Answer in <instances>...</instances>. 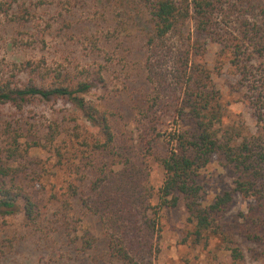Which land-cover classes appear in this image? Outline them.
Returning <instances> with one entry per match:
<instances>
[{
  "label": "rangeland",
  "instance_id": "374dc122",
  "mask_svg": "<svg viewBox=\"0 0 264 264\" xmlns=\"http://www.w3.org/2000/svg\"><path fill=\"white\" fill-rule=\"evenodd\" d=\"M226 8L229 9L220 29L230 40L243 43L245 26L264 29V0H228ZM150 32L149 15L142 0H0V67L6 70L5 76H11L16 73L15 66L44 60L53 74L83 78L87 73H100L104 86L94 89L87 99L104 106L119 143L134 145L140 130L134 107L143 93L149 91L146 79L151 74L150 66L159 65L164 71L168 65L167 60L157 63L155 51L147 44ZM184 32L193 40V20L186 24ZM199 39L205 48L204 63L226 108L224 124L240 117L254 132L256 119L250 102L258 93H264V51L261 55L250 53L245 38L239 61L247 73L243 77L232 62L234 57L229 49H222L206 37ZM173 43L180 45L178 40ZM28 79L27 75H21L15 80L25 83ZM168 96V91L162 93L164 99L155 107L160 134L175 128L173 101ZM52 123L67 131L64 142L68 147L63 152L68 165H80L88 178L94 170L119 169L112 153L90 150L94 130L81 114H74L60 101L28 106L20 111L10 106L0 107V150L3 151L0 158L5 159L4 151L15 134L21 136L16 138L21 148H28L38 142ZM163 142L164 135L155 144L158 152L162 151ZM24 157L18 158L15 166L24 167L28 181L35 173L33 180L48 190L69 179L71 170H64L66 166L62 172L54 169L57 159L50 153L31 148ZM146 160L154 196L152 205L157 206L163 170L149 162L151 159ZM234 180L233 170L214 156L198 177L206 192L203 205L231 190ZM251 206L250 200L235 194L218 223V233L205 234L202 239L194 235L182 203L175 208H158L156 218L150 215L155 219L150 243L157 248L152 264H232L229 258L232 247L243 254L239 264H264V225L252 224L247 217ZM40 212L38 227L29 225L22 214L0 217V264H120L108 253L99 220L88 214L77 199L67 220L56 204L43 202ZM261 215L264 218V213ZM81 230H87L95 240L88 251H82L75 243Z\"/></svg>",
  "mask_w": 264,
  "mask_h": 264
},
{
  "label": "trees",
  "instance_id": "16d2710c",
  "mask_svg": "<svg viewBox=\"0 0 264 264\" xmlns=\"http://www.w3.org/2000/svg\"><path fill=\"white\" fill-rule=\"evenodd\" d=\"M142 1L151 24L147 44L155 51L157 63L167 60L168 65L164 71L159 65L150 66L151 74L146 79L149 91L143 93L134 107L140 126L134 145L119 143L104 106L87 99L94 89L104 86L100 73H87L83 78L53 74L44 60L15 66L16 73L11 76H5L6 70L0 67V107L10 106L20 111L36 104L63 102L74 114H81L94 130L95 139L90 150L98 154L112 153L119 164L117 170H94L91 178L86 177L80 165H68L63 152V148L68 147L64 142L67 131L57 123L47 126L38 142L28 148H21L16 139L21 136L15 134L4 151L5 159L0 158V217L22 214L29 225L38 227L43 202L56 204L67 220L77 199L88 214L99 220L108 253L120 264H152L157 248L150 243L155 227V219L150 215L156 218L158 208H175L182 203L194 235L202 239L205 234L218 233L225 208L238 194L252 204L247 214L252 224L264 225L261 215L264 213V93H258L250 102L256 119L254 132L240 117L224 124L226 108L204 63L205 48L199 39L206 37L222 49H229L239 74L246 77L245 68L239 65L244 40L246 38L251 48L250 53L261 55L264 29L245 26L243 43L225 37L220 25L227 16L228 0ZM190 20L194 22L193 40L184 32ZM174 40L180 45L176 46ZM21 75L29 79L25 83L15 80ZM166 91L173 101L171 113L175 128L160 134L155 107L164 99L161 94ZM163 135L164 147L158 152L155 144ZM31 148L53 155L57 159L54 169L62 172L66 166L64 170H71L67 182L47 190L33 180L35 173L28 181L24 167L15 166V163L18 158L24 159ZM214 156L233 170L235 180L231 190L217 195L204 206L206 192L198 177ZM146 159H151L149 162L163 170L157 206L152 205L154 196ZM29 163L30 166L34 164ZM80 233L75 238L76 245L82 251L92 249L94 238L87 230ZM229 252L232 264L243 261V254L237 247L230 248Z\"/></svg>",
  "mask_w": 264,
  "mask_h": 264
}]
</instances>
